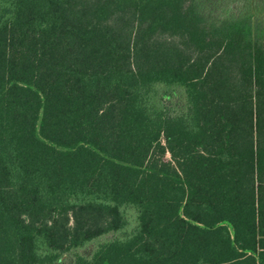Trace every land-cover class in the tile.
Masks as SVG:
<instances>
[{
	"label": "trees",
	"instance_id": "obj_1",
	"mask_svg": "<svg viewBox=\"0 0 264 264\" xmlns=\"http://www.w3.org/2000/svg\"><path fill=\"white\" fill-rule=\"evenodd\" d=\"M0 264H264V0H0Z\"/></svg>",
	"mask_w": 264,
	"mask_h": 264
},
{
	"label": "built area",
	"instance_id": "obj_2",
	"mask_svg": "<svg viewBox=\"0 0 264 264\" xmlns=\"http://www.w3.org/2000/svg\"><path fill=\"white\" fill-rule=\"evenodd\" d=\"M166 159H167V160H172V159H171V155H170L169 152L166 154Z\"/></svg>",
	"mask_w": 264,
	"mask_h": 264
}]
</instances>
